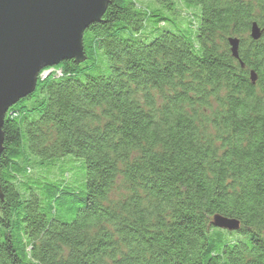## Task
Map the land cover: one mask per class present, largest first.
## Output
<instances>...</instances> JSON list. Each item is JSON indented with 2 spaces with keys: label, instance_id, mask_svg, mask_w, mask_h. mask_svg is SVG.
<instances>
[{
  "label": "trees",
  "instance_id": "1",
  "mask_svg": "<svg viewBox=\"0 0 264 264\" xmlns=\"http://www.w3.org/2000/svg\"><path fill=\"white\" fill-rule=\"evenodd\" d=\"M82 53L5 114L0 264H264V0H107Z\"/></svg>",
  "mask_w": 264,
  "mask_h": 264
},
{
  "label": "water",
  "instance_id": "2",
  "mask_svg": "<svg viewBox=\"0 0 264 264\" xmlns=\"http://www.w3.org/2000/svg\"><path fill=\"white\" fill-rule=\"evenodd\" d=\"M107 0H0V155L7 110L33 93L39 73L62 61L83 60L82 35L98 23ZM255 24L250 38L257 41ZM237 59L238 40L228 39ZM251 82L254 76L250 74ZM216 228L236 231L238 223L214 217Z\"/></svg>",
  "mask_w": 264,
  "mask_h": 264
},
{
  "label": "rangeland",
  "instance_id": "3",
  "mask_svg": "<svg viewBox=\"0 0 264 264\" xmlns=\"http://www.w3.org/2000/svg\"><path fill=\"white\" fill-rule=\"evenodd\" d=\"M58 74L59 73V70H57L56 68L55 69H44L42 70V73L39 75L40 77H45L47 75H50V74Z\"/></svg>",
  "mask_w": 264,
  "mask_h": 264
}]
</instances>
